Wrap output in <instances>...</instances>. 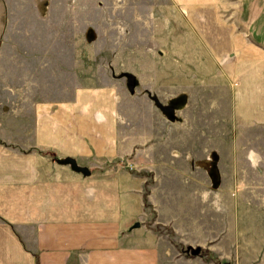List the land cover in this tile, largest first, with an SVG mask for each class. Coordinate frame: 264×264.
<instances>
[{"label": "crops", "instance_id": "crops-1", "mask_svg": "<svg viewBox=\"0 0 264 264\" xmlns=\"http://www.w3.org/2000/svg\"><path fill=\"white\" fill-rule=\"evenodd\" d=\"M44 1L45 15L34 7L38 20H32L41 22L43 28L47 24L45 32L51 30L66 50L57 54L53 65L48 52L34 53L29 28L16 21L10 33L3 30L6 2L0 0V264H36V259L38 264H214L180 250L214 242L211 250L220 254L217 226L224 209L211 196L196 197L188 191L201 183L209 189V179L194 180L196 172L209 173V166H161L160 171H169L183 189L163 206L151 193L148 203L156 215L152 225L146 226L144 179L127 173L136 168L127 157L133 154L134 161L141 162L153 154L147 146L158 133L159 123L164 128L166 121L151 116L157 106L145 96L140 108L129 106L139 111L125 115L129 107L119 100L128 99L129 94L124 89L117 91V86L126 88L123 79L117 82L110 73L101 82L92 72L84 77L81 36L75 35L76 29L73 34L67 31L65 16L59 23L50 19L51 7H61L62 0H54L58 6ZM165 1V7L153 8L155 14L162 13L154 17V42L161 49L170 45V63L161 77L155 73L159 77L156 85L168 75L172 92L187 93V112L193 115L186 123H192V131L205 138V125L212 120L210 114L206 117L200 112L221 110V103L233 108V122L263 124L264 0ZM7 46L8 52L4 50ZM163 56L164 51H159L158 58ZM107 68L112 72L111 66ZM54 73H60L62 80L52 90ZM139 82L145 90L149 88L147 79L139 78ZM222 112L214 123L230 122ZM175 123L166 124L173 128ZM199 124L202 128L195 129ZM51 155L72 159L91 173L87 177L76 173L69 165L52 162ZM139 165L137 171L147 169ZM58 183L66 203L68 197L83 198V187L89 184L95 189L92 204L99 208L90 213L35 208L51 203L49 191ZM135 223L140 226L132 228ZM153 225L168 227L173 237L154 231ZM221 234L224 240L226 235Z\"/></svg>", "mask_w": 264, "mask_h": 264}, {"label": "rangeland", "instance_id": "rangeland-1", "mask_svg": "<svg viewBox=\"0 0 264 264\" xmlns=\"http://www.w3.org/2000/svg\"><path fill=\"white\" fill-rule=\"evenodd\" d=\"M5 2L6 7H2L3 30L8 29L10 33L11 26L19 21V26L32 31V40L29 39V43L33 45L34 53L43 55L48 52L53 65L57 54L66 51L65 45L61 43L59 37L55 40L51 30L45 32V29H48L47 24L43 25V28L42 23L36 21L38 20L37 13L32 12L34 7H38L41 9L39 13L45 15L42 10L46 7V1L4 0ZM166 2L165 0H62L61 7H51L54 11L48 14L50 19L52 18L57 23L65 16L67 31L71 30L73 34L76 29L75 35L81 36L84 52V77L92 72L93 77L97 76L103 82L109 79L111 73L115 75L117 82H119L118 79H123L125 82L126 88L117 86V91L124 89L126 94L131 95H128L126 100H119L124 103L125 107H139L145 96L157 106V112L151 115L152 117H159V119L162 117L165 119L164 122L169 124L165 108L172 109L174 113L175 126L171 128L165 123L163 128L160 127V122L158 133L153 136L152 141H147L149 142L147 151L153 149V154L147 155L141 162L136 159L134 161L133 154L127 157L129 164L131 166L135 164L136 167L134 170H126L127 173L132 177L144 179L142 200L144 209L149 214L146 226L152 225L156 215L153 205L148 203V196L153 193L154 201L163 206L172 195L177 196V191L183 189L174 178H170L169 171L163 170L162 172L160 167L205 164L209 166V173L196 172L194 180L198 182L209 179V189L203 188L204 185L201 186V183L189 188L188 191H192L196 197L205 193L212 197L211 200L218 208L224 209L217 226L221 235L218 239H222L220 254L212 252L211 249H214L213 246L216 244L214 242L206 244L203 248L196 246L195 248H180V250L185 255H190L191 252L187 249H193L192 253L205 260L209 257L208 254H211L227 264H264V123L248 126L237 124L233 122L235 119L233 108L228 106V103H221L223 106L221 110L218 107L211 108V113L207 110L199 111L200 115L203 114L206 117L210 114L212 120L210 125H205V129L207 128L204 131L205 138L199 137L201 132L192 131V123H189L190 125L186 123L192 120L193 115L190 116L187 112V93L172 92L168 75L163 76L162 84L156 85L161 77L162 69H168L166 66L170 63L171 47L167 45V48L161 49V46L154 42L156 36L154 17L156 15L160 17L162 13L155 14L153 8L165 7ZM53 4L58 6V3L50 0V6ZM33 17L36 20H32ZM71 34L68 33V36ZM4 50L8 52L10 48L7 46ZM159 51L165 53L162 59L158 58ZM95 55L98 56L95 57ZM108 66H111L112 72L108 70ZM156 72L159 77L155 75ZM139 78L147 79L149 88L145 90ZM183 79L186 80V77ZM61 80L60 73L51 75L52 90L55 89L53 84L58 85ZM118 94L121 95V91ZM130 107L125 111L127 116L132 111H139L138 109L132 110ZM201 108L200 110L203 109ZM222 110H224L223 115L229 118L230 122L216 121L214 123ZM194 128L201 129L202 125H195ZM160 136L163 137L160 138ZM137 150L134 151L137 152ZM51 157L52 162L61 160L54 155ZM114 163L120 164L116 161ZM139 164L147 168L145 170H151L137 171L136 169L141 168ZM98 178L103 179L104 177L99 175ZM94 191L95 189L89 184H85L83 198L74 199V197L67 198L66 196L68 199L66 203L65 197H62L64 189L59 188L58 183L49 191L51 203L38 204L35 208L41 211L44 208L52 213L64 211L90 213L97 210V206L99 208V204H92ZM41 194L39 193V196ZM87 194L89 196H86ZM219 197L224 198L217 199ZM152 228L156 232L173 237L168 227L153 225ZM221 233L226 235L224 240Z\"/></svg>", "mask_w": 264, "mask_h": 264}, {"label": "water", "instance_id": "water-1", "mask_svg": "<svg viewBox=\"0 0 264 264\" xmlns=\"http://www.w3.org/2000/svg\"><path fill=\"white\" fill-rule=\"evenodd\" d=\"M165 111L167 113V119L170 122H173L175 120V116H174V113H173L172 109L165 108ZM59 164L69 165L74 172L81 173L82 175H84L86 177L89 176L90 173H91L88 168L78 166L76 164V162L74 160H72V159H63ZM139 226H140L139 223H135L132 228H138Z\"/></svg>", "mask_w": 264, "mask_h": 264}, {"label": "trees", "instance_id": "trees-1", "mask_svg": "<svg viewBox=\"0 0 264 264\" xmlns=\"http://www.w3.org/2000/svg\"><path fill=\"white\" fill-rule=\"evenodd\" d=\"M62 160H63V159H61V160H57L56 162H57V163H60ZM192 250H193V249H190V248L187 249V251H190V252H191V254L188 255V256H190V257H195V256H197V254L192 253ZM197 251L199 252V249H197ZM182 252H183V251H182ZM198 252H197V253H198ZM208 256H209V257H208L206 260H207V261H212L214 264H227V263H224V262L219 261L218 259H216L215 257H213L211 254H208ZM36 264H38L37 259H36Z\"/></svg>", "mask_w": 264, "mask_h": 264}]
</instances>
